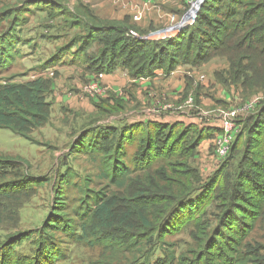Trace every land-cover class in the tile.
Masks as SVG:
<instances>
[{"label": "trees", "instance_id": "16d2710c", "mask_svg": "<svg viewBox=\"0 0 264 264\" xmlns=\"http://www.w3.org/2000/svg\"><path fill=\"white\" fill-rule=\"evenodd\" d=\"M17 1L0 11V25L8 23L0 36V73L15 65L21 56L17 46L27 43L16 31L34 12H46L71 34L43 71L71 54V61L59 65L94 77L122 69L133 79H148L219 58L227 68L214 73L218 84L235 87L245 100L264 95V0H204L192 24L158 41L128 36L131 29L141 30L127 18L100 19L80 0L70 9L60 0ZM55 75L25 82L15 81L22 76L17 74L1 79L0 129L28 140L32 130L47 123ZM101 108L110 114L117 110L108 104ZM238 124L228 155L205 179L191 161L204 141L215 139L216 126L150 121L107 127L89 140L87 133L79 135L71 150L99 155L108 185L86 191L80 221L73 223L65 213L66 182L60 183V196L41 229L0 244V264H57L62 258L57 233L97 243L106 257L112 255L95 264H264V241L251 239L254 232H264V99ZM9 163L0 158L1 167ZM16 182L29 186L24 179ZM182 234L189 239L183 247L171 241ZM28 241L31 254L17 251ZM157 252L162 259L153 263Z\"/></svg>", "mask_w": 264, "mask_h": 264}, {"label": "rangeland", "instance_id": "374dc122", "mask_svg": "<svg viewBox=\"0 0 264 264\" xmlns=\"http://www.w3.org/2000/svg\"><path fill=\"white\" fill-rule=\"evenodd\" d=\"M60 1L70 9L77 0ZM80 1L90 4L96 15H102L107 7L115 14L128 13L126 18L130 24L136 25L142 32L131 31L141 37L169 25L164 20L168 14L174 16V25L192 9V4H186L185 0H155L151 6H143L138 0ZM17 3V0H0V11ZM136 11L142 12V19L137 23L133 20ZM150 13H158L160 21L148 22ZM7 28V22L0 25V36ZM16 33L21 41L27 43L17 46L21 56L10 70L0 73V80L7 79L11 74L22 75L15 78L17 82L29 81L44 74L47 77L56 75L53 92L48 98L51 105L47 123L32 130L28 140L0 129V158L11 161L8 167L0 166V191L3 192L0 195V244L18 234L39 231L54 210L56 199L60 196L56 190L63 181L66 184H63L62 195L68 206L65 213L73 223L80 221L86 191H98L108 185L99 155L71 150L73 144H77L79 135L87 133L89 140L94 133L103 132L107 127L120 129L135 123L147 124L152 119L166 124L182 119L180 123L186 126L194 123L199 128L211 127L219 124L221 110L236 106L242 108L253 98L245 100L247 98H243L235 87L222 86L215 81L214 73L227 68L224 59L214 58L197 68L181 66L169 75L158 72L154 78L133 79L122 69L94 77L79 67L59 65L61 61H71L72 56L68 54L43 71L40 69L42 65L49 63L58 48L69 43L71 33L63 30L60 20L50 19L46 12H34L29 23ZM257 96L264 99L262 93ZM189 99L193 100L191 105L187 104ZM106 104L117 107V110L113 114L103 112L101 107ZM246 115L248 112L240 113L238 122ZM206 142V150L198 152L191 161L204 179L215 171L218 164L213 137ZM133 152L134 148H128L129 157ZM66 174L68 179L64 180ZM21 179L29 182V186L22 182L19 186L16 181ZM37 181L42 182L41 185ZM76 231L79 232L78 226ZM251 239L264 241V232H254ZM87 241L57 233L55 242L62 253L57 264H95L106 255L107 252L99 244ZM171 241L183 247L189 239L187 234H182ZM31 244L28 241L17 251L31 254ZM111 256H105V259ZM159 259L162 257L157 252L153 263Z\"/></svg>", "mask_w": 264, "mask_h": 264}, {"label": "built area", "instance_id": "2783aa9c", "mask_svg": "<svg viewBox=\"0 0 264 264\" xmlns=\"http://www.w3.org/2000/svg\"><path fill=\"white\" fill-rule=\"evenodd\" d=\"M138 1H141L143 6H151V5H153L155 0H138ZM185 3L193 5L194 1L193 0H185ZM141 19H142V12L136 11L133 15L134 22L135 23L140 22ZM168 20H169L170 26L167 27V29L174 28L175 26H177V24L172 25L175 21L174 17L169 16ZM167 29H163V30H167ZM127 35L131 36L132 38H135L137 40H151L152 41L153 40L152 38L156 34L150 33V35H148V36H142L141 37V36L136 35V33H133V31L130 30ZM173 36H175V35H172L171 37H173ZM260 100H262V98L260 96H255L251 100L245 102V105L242 108H238L236 106V107H230L226 110H221V112L219 114V118H218L219 124H217V126H216L220 129V132L218 134H216L215 139H214L215 158L217 159L218 162L223 160L228 155V153L230 151L231 143L234 141L235 136L239 131V124H238L239 114L242 112L243 113L248 112V114H249L251 111H253L256 108V106L260 102ZM192 102H193V100L189 99L187 104L191 105Z\"/></svg>", "mask_w": 264, "mask_h": 264}, {"label": "crops", "instance_id": "0c3cea01", "mask_svg": "<svg viewBox=\"0 0 264 264\" xmlns=\"http://www.w3.org/2000/svg\"><path fill=\"white\" fill-rule=\"evenodd\" d=\"M87 2H89V1H87ZM88 6H90L91 7V5L89 4ZM92 8V7H91ZM123 12V11H122ZM96 13V12H95ZM124 14L123 15H121V14H115L114 12H112L110 9H109V7H107V9H104L103 10V13H102V15H99L98 13H97V15L101 18V19H103V20H108V21H122L124 18H126V17H128L129 15H127L128 13H126V12H123ZM155 13V12H154ZM149 14L148 15V22L149 21H151V22H155V21H160V17H159V15H158V13H156V14ZM182 14V13H181ZM169 16H172V17H174L173 15H171V14H168L166 17H165V19L164 20H166L165 22L166 23H168L169 24V20H168V17ZM184 16H185V14H184ZM184 16L180 19V21L184 18ZM158 18H159V20H158ZM179 21V22H180ZM167 25V24H166ZM177 25H178V23H177ZM170 25H167L164 29H167V27H169ZM163 30V29H162ZM161 31V30H160ZM149 33V32H148ZM150 34V33H149ZM153 81V80H152ZM150 121H154V122H160V121H158V120H156V119H152V120H150ZM175 122H182V119L181 120H177V121H175ZM174 122V123H175ZM160 123H165V122H160ZM191 124H194V123H191ZM215 126H217V125H215ZM207 143V144H206ZM207 146H208V142H206V141H204L201 145H200V147L198 148V152H204L205 150H206V148H207Z\"/></svg>", "mask_w": 264, "mask_h": 264}, {"label": "water", "instance_id": "95a60500", "mask_svg": "<svg viewBox=\"0 0 264 264\" xmlns=\"http://www.w3.org/2000/svg\"><path fill=\"white\" fill-rule=\"evenodd\" d=\"M204 0H198L196 2V8L193 12V14L191 15L190 18H187L189 11L185 14L184 18L178 23L177 26H175L174 28H170L167 30H161L159 32H156L155 34L157 35V37H153V40H161L167 37H171L172 35H177L178 32H180L181 30L185 29L186 27H188L195 19L196 14L198 13L201 4L203 3ZM158 35H160V37H158Z\"/></svg>", "mask_w": 264, "mask_h": 264}, {"label": "bare ground", "instance_id": "6f19581e", "mask_svg": "<svg viewBox=\"0 0 264 264\" xmlns=\"http://www.w3.org/2000/svg\"><path fill=\"white\" fill-rule=\"evenodd\" d=\"M195 6H196V2H194L193 5L191 6L192 9L190 10L191 12L189 11L187 18L191 17V15L193 14V12L195 10ZM154 37H157V35H154ZM158 37H160V35H158Z\"/></svg>", "mask_w": 264, "mask_h": 264}, {"label": "clouds", "instance_id": "9594fccd", "mask_svg": "<svg viewBox=\"0 0 264 264\" xmlns=\"http://www.w3.org/2000/svg\"><path fill=\"white\" fill-rule=\"evenodd\" d=\"M152 41H154V40H152Z\"/></svg>", "mask_w": 264, "mask_h": 264}]
</instances>
